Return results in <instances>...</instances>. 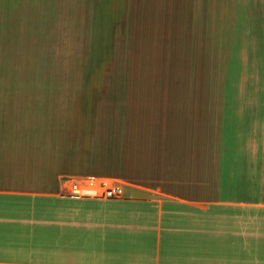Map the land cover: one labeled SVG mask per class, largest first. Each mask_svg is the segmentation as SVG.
I'll return each instance as SVG.
<instances>
[{
	"label": "crops",
	"instance_id": "0c3cea01",
	"mask_svg": "<svg viewBox=\"0 0 264 264\" xmlns=\"http://www.w3.org/2000/svg\"><path fill=\"white\" fill-rule=\"evenodd\" d=\"M88 1L24 16L0 0V35L94 32L110 61L88 119L29 113L59 151L17 153L0 90V264H264V0ZM89 177L124 197L64 195Z\"/></svg>",
	"mask_w": 264,
	"mask_h": 264
},
{
	"label": "rangeland",
	"instance_id": "374dc122",
	"mask_svg": "<svg viewBox=\"0 0 264 264\" xmlns=\"http://www.w3.org/2000/svg\"><path fill=\"white\" fill-rule=\"evenodd\" d=\"M63 1L6 0V13L63 15L69 8L63 6ZM86 9L94 11L95 1H88ZM95 42L94 32H8L0 35V90L6 93L8 121L17 119L22 125L21 129L11 131L24 143L17 153L47 154L46 148L52 142L56 151L60 150L62 137L57 134L56 127L50 129L51 121L40 122L35 130H30L38 122L29 118L33 108L62 109L64 105L77 107L80 111L85 108L88 119L90 108L96 101L94 89L100 87L105 91V84L109 85V82L102 81L110 74V61H106L109 51L96 50ZM104 94L102 92L98 97L99 105ZM18 115L23 120H18Z\"/></svg>",
	"mask_w": 264,
	"mask_h": 264
},
{
	"label": "built area",
	"instance_id": "2783aa9c",
	"mask_svg": "<svg viewBox=\"0 0 264 264\" xmlns=\"http://www.w3.org/2000/svg\"><path fill=\"white\" fill-rule=\"evenodd\" d=\"M64 195L74 199L119 200L124 197L121 186L107 178H71L64 180Z\"/></svg>",
	"mask_w": 264,
	"mask_h": 264
}]
</instances>
